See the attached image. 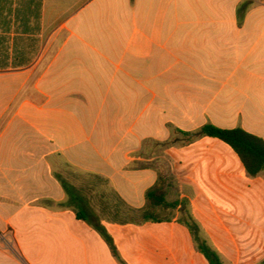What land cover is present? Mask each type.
I'll use <instances>...</instances> for the list:
<instances>
[{
	"label": "crops",
	"instance_id": "1",
	"mask_svg": "<svg viewBox=\"0 0 264 264\" xmlns=\"http://www.w3.org/2000/svg\"><path fill=\"white\" fill-rule=\"evenodd\" d=\"M207 125L264 140V0H0V236L24 261L264 264V171Z\"/></svg>",
	"mask_w": 264,
	"mask_h": 264
},
{
	"label": "trees",
	"instance_id": "2",
	"mask_svg": "<svg viewBox=\"0 0 264 264\" xmlns=\"http://www.w3.org/2000/svg\"><path fill=\"white\" fill-rule=\"evenodd\" d=\"M202 135L206 137L216 138L230 146L242 161L247 173L256 177L264 171V140L248 133L247 131L237 129H220L211 125H207L202 128ZM166 191L164 185H159L154 190H151L147 194V201L153 205L165 204ZM76 201L75 204H79ZM83 211L77 213V218L88 222L89 218L82 215ZM150 217H147L149 219ZM157 220V219H154ZM106 240L110 244L112 250L116 252L114 243L110 237H106ZM205 255L208 258L210 264H222L218 256L211 251L208 247H205Z\"/></svg>",
	"mask_w": 264,
	"mask_h": 264
},
{
	"label": "rangeland",
	"instance_id": "3",
	"mask_svg": "<svg viewBox=\"0 0 264 264\" xmlns=\"http://www.w3.org/2000/svg\"><path fill=\"white\" fill-rule=\"evenodd\" d=\"M63 176L67 178L68 175L64 174ZM145 240H147V236L143 235L142 241ZM0 249L13 257L14 264H26L24 263L25 261L28 264H32L29 258H25V261L23 260L18 246L13 241L12 233L9 231L0 236Z\"/></svg>",
	"mask_w": 264,
	"mask_h": 264
}]
</instances>
